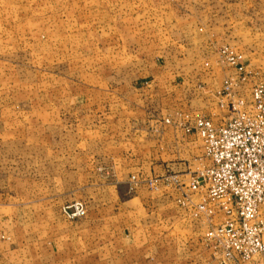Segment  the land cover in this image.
Here are the masks:
<instances>
[{"label":"rangeland","instance_id":"rangeland-1","mask_svg":"<svg viewBox=\"0 0 264 264\" xmlns=\"http://www.w3.org/2000/svg\"><path fill=\"white\" fill-rule=\"evenodd\" d=\"M231 52L248 72L233 94L248 102L264 83V0H0V240L19 237L4 249L23 252L41 216L81 225L99 206L118 243L120 205L150 178L188 183L208 164L201 140L185 164L159 141L190 114L227 117L218 92L236 79ZM78 202L85 215L69 217Z\"/></svg>","mask_w":264,"mask_h":264},{"label":"built area","instance_id":"built-area-1","mask_svg":"<svg viewBox=\"0 0 264 264\" xmlns=\"http://www.w3.org/2000/svg\"><path fill=\"white\" fill-rule=\"evenodd\" d=\"M228 57L236 79L218 92L230 97L221 101L227 117L190 114L182 127L201 140L208 164L189 174L188 183L185 175H162L150 178L148 187L179 193L177 206L191 221L205 223L200 241L217 264H264V83L253 85L248 102L236 97L234 82L248 81V72L241 54ZM65 212L76 218L86 209L78 202Z\"/></svg>","mask_w":264,"mask_h":264},{"label":"crops","instance_id":"crops-1","mask_svg":"<svg viewBox=\"0 0 264 264\" xmlns=\"http://www.w3.org/2000/svg\"><path fill=\"white\" fill-rule=\"evenodd\" d=\"M165 134L167 141L159 143L172 146V159L185 164L190 158L192 141L195 144L199 139L195 135H187L183 129L170 128ZM59 142L62 143V140ZM178 147L184 150L183 154H175ZM60 152L62 157L57 155L56 160L62 161L63 154ZM71 160L77 158L71 156ZM48 172L41 173L42 179L61 178V172L55 171L50 175ZM44 188L46 192L50 191L47 196L58 197L62 190L58 187L40 189ZM177 196L179 193L171 189L159 193L138 190L130 204L120 205L119 216L122 218L118 243L112 238L111 217L106 221L99 218L104 206L97 207L102 209L97 210L99 214L96 216H91L90 211L92 219L87 218L81 225L77 224L78 221H66L49 227L45 217L41 216L40 231L34 236L24 235L23 252L11 251L12 246L5 250L4 246L15 244L19 237L3 236L6 240H0V264H16L17 255L23 264H34L36 261L37 264H52L51 260L69 261L68 264H180V260L185 264H216L200 241L206 230L205 223L191 221L175 203ZM54 205L58 207L60 204L55 202ZM48 228H56L55 233L48 235ZM98 229L103 231L102 237L96 236ZM116 244L118 246H114Z\"/></svg>","mask_w":264,"mask_h":264}]
</instances>
